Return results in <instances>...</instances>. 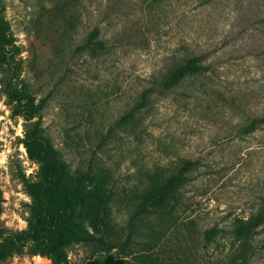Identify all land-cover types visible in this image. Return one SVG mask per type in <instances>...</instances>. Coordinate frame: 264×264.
<instances>
[{
  "label": "rangeland",
  "instance_id": "rangeland-1",
  "mask_svg": "<svg viewBox=\"0 0 264 264\" xmlns=\"http://www.w3.org/2000/svg\"><path fill=\"white\" fill-rule=\"evenodd\" d=\"M2 3L21 49L20 77L35 102L43 101L42 132L72 171L86 172V183L108 195L87 224L116 246L75 243L68 264L107 254L128 264H232L253 248L240 264H264V220L248 241L233 233L234 219L264 201V0ZM187 56L204 68L153 92L122 122L141 90ZM12 104L0 85V244L12 231L29 230L31 196L21 173L47 183ZM185 161L168 210L134 214ZM46 259L62 264L28 241L0 264Z\"/></svg>",
  "mask_w": 264,
  "mask_h": 264
},
{
  "label": "trees",
  "instance_id": "trees-1",
  "mask_svg": "<svg viewBox=\"0 0 264 264\" xmlns=\"http://www.w3.org/2000/svg\"><path fill=\"white\" fill-rule=\"evenodd\" d=\"M3 0H0V71L3 76L0 85L6 97L12 101V112L24 119L23 141L29 155L41 162L43 176L47 183L41 186L38 181L30 180L21 173L31 196V213L28 218V231H12L0 244V262L19 252L26 242L40 247L57 263H67V248L78 242L99 243L103 249L110 250L116 245L107 242L100 233L89 231L87 222L91 221L93 205H98L108 198L97 187L86 183V172L76 169L72 171L68 163L61 157L58 149L50 138L42 132L41 110L43 101L35 102L31 85L20 77L21 61L16 56L20 46L15 42L11 26L3 14ZM98 34L97 28L91 32V37ZM102 47L103 43L95 42ZM204 64L197 56H187L176 63L173 68L154 85L144 87L137 101L120 118L122 122L130 120L138 110L148 104L153 92L169 89L187 74L203 69ZM262 120V117H256ZM187 162L180 165L176 171L163 176L156 188L150 193L145 204L138 207L134 214L146 211L149 207L168 210L167 199L171 192L186 177ZM175 197V196H172ZM264 220V201L255 213L247 218L236 217L233 221V233L236 239L249 240L253 238L257 228ZM213 229L205 231L207 236L213 235ZM264 246V239L262 240ZM256 248L249 251L241 250L234 257L232 264L246 262ZM59 264V263H58ZM84 264H128L122 257L107 254L102 260L89 258Z\"/></svg>",
  "mask_w": 264,
  "mask_h": 264
},
{
  "label": "crops",
  "instance_id": "crops-1",
  "mask_svg": "<svg viewBox=\"0 0 264 264\" xmlns=\"http://www.w3.org/2000/svg\"><path fill=\"white\" fill-rule=\"evenodd\" d=\"M36 264H56V263H54V262L46 259V262H41V263L40 262H37Z\"/></svg>",
  "mask_w": 264,
  "mask_h": 264
}]
</instances>
